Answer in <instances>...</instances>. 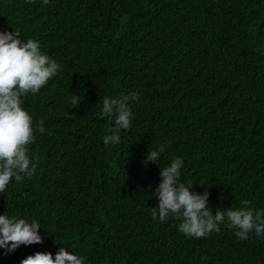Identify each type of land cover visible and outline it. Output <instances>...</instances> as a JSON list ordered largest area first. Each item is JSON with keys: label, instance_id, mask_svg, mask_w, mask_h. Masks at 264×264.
I'll list each match as a JSON object with an SVG mask.
<instances>
[{"label": "trees", "instance_id": "16d2710c", "mask_svg": "<svg viewBox=\"0 0 264 264\" xmlns=\"http://www.w3.org/2000/svg\"><path fill=\"white\" fill-rule=\"evenodd\" d=\"M0 31L38 41L62 69L22 97L33 127L44 121L28 145L36 171L0 192V215L36 220L43 243L0 248V264L60 247L84 264H264L254 232L197 239L151 215L174 157L213 214L244 200L264 210V0H0ZM131 93V128L105 146L103 99Z\"/></svg>", "mask_w": 264, "mask_h": 264}, {"label": "clouds", "instance_id": "9594fccd", "mask_svg": "<svg viewBox=\"0 0 264 264\" xmlns=\"http://www.w3.org/2000/svg\"><path fill=\"white\" fill-rule=\"evenodd\" d=\"M32 3L33 0H25ZM50 0H43L48 5ZM18 31H0V192H4L10 181L17 183L30 179L36 171V164L29 155L28 145L35 142L34 132H45L44 121L33 127L32 117L22 108V97L40 92L48 81L62 71L61 66L41 51L38 41L19 39ZM139 94L131 93L119 98L103 99L100 115L114 126L106 128L103 137L105 146L119 144L121 130L127 132L132 125L130 103H138ZM72 108L80 104L78 96L71 98ZM168 145L161 144L158 150L148 152L146 161L157 164L161 153ZM183 159L174 157L170 166L160 169V183L155 188L158 204L151 209L152 219L164 222L173 216L181 220L179 231L187 237L197 239L216 232L221 225L233 229L240 240H247L251 233L264 237V210H257L251 202L244 200L238 209H213L208 205L209 192L202 195L180 182ZM40 225L36 220L9 218L0 215V248L5 253L14 252L20 246L42 244ZM20 264H84V257L70 253L60 247L55 258L51 253L37 252L21 260Z\"/></svg>", "mask_w": 264, "mask_h": 264}]
</instances>
